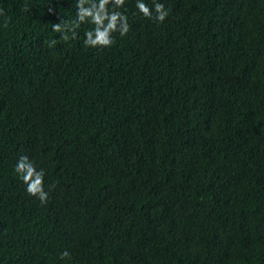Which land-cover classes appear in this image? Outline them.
Returning a JSON list of instances; mask_svg holds the SVG:
<instances>
[{
    "label": "trees",
    "instance_id": "16d2710c",
    "mask_svg": "<svg viewBox=\"0 0 264 264\" xmlns=\"http://www.w3.org/2000/svg\"><path fill=\"white\" fill-rule=\"evenodd\" d=\"M77 2L0 0V264H264V0H125L105 48Z\"/></svg>",
    "mask_w": 264,
    "mask_h": 264
},
{
    "label": "clouds",
    "instance_id": "9594fccd",
    "mask_svg": "<svg viewBox=\"0 0 264 264\" xmlns=\"http://www.w3.org/2000/svg\"><path fill=\"white\" fill-rule=\"evenodd\" d=\"M109 4L112 5V11H109ZM124 4L125 0H98V2L97 0H78L76 27L83 22H89L94 25L92 30L85 33L83 41L85 47H110L114 43L113 33L119 32L121 36L128 33L130 27L128 17L117 10L122 8ZM136 8L144 17L155 19L161 23L168 15L164 4L157 2V0H153V8H150L144 0H136ZM52 27L53 31L63 33L61 39L64 41L69 40L68 31L72 32V38H76L74 28L66 23L63 26L60 23H55ZM55 43L56 41H53V44ZM15 172L27 186L26 191L30 196L37 197L41 203H47L48 192L44 189L45 173L43 169L37 170L27 156H21L15 165ZM68 256L69 254L64 252L61 258Z\"/></svg>",
    "mask_w": 264,
    "mask_h": 264
}]
</instances>
